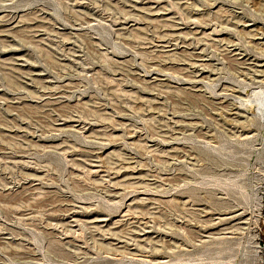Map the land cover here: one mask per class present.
Listing matches in <instances>:
<instances>
[{"label": "rangeland", "instance_id": "1", "mask_svg": "<svg viewBox=\"0 0 264 264\" xmlns=\"http://www.w3.org/2000/svg\"><path fill=\"white\" fill-rule=\"evenodd\" d=\"M263 92L264 0H0V264H264Z\"/></svg>", "mask_w": 264, "mask_h": 264}, {"label": "bare ground", "instance_id": "2", "mask_svg": "<svg viewBox=\"0 0 264 264\" xmlns=\"http://www.w3.org/2000/svg\"><path fill=\"white\" fill-rule=\"evenodd\" d=\"M264 93V92H263ZM263 97H264V95H263ZM261 98V97H260ZM262 103H263V101H262Z\"/></svg>", "mask_w": 264, "mask_h": 264}]
</instances>
